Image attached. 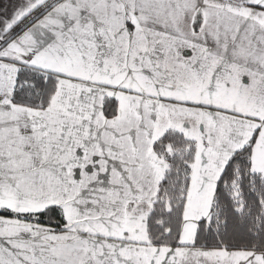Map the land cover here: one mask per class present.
<instances>
[{
    "label": "snow or ice",
    "instance_id": "1",
    "mask_svg": "<svg viewBox=\"0 0 264 264\" xmlns=\"http://www.w3.org/2000/svg\"><path fill=\"white\" fill-rule=\"evenodd\" d=\"M0 264H264V0L0 8Z\"/></svg>",
    "mask_w": 264,
    "mask_h": 264
},
{
    "label": "crops",
    "instance_id": "2",
    "mask_svg": "<svg viewBox=\"0 0 264 264\" xmlns=\"http://www.w3.org/2000/svg\"><path fill=\"white\" fill-rule=\"evenodd\" d=\"M9 0H0V8H4L8 5Z\"/></svg>",
    "mask_w": 264,
    "mask_h": 264
}]
</instances>
